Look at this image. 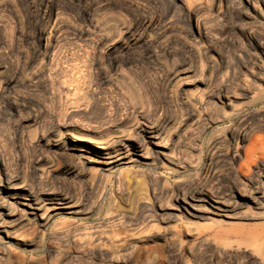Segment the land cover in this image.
I'll use <instances>...</instances> for the list:
<instances>
[{"label": "rangeland", "instance_id": "obj_1", "mask_svg": "<svg viewBox=\"0 0 264 264\" xmlns=\"http://www.w3.org/2000/svg\"><path fill=\"white\" fill-rule=\"evenodd\" d=\"M0 264H264V0H0Z\"/></svg>", "mask_w": 264, "mask_h": 264}, {"label": "bare ground", "instance_id": "obj_2", "mask_svg": "<svg viewBox=\"0 0 264 264\" xmlns=\"http://www.w3.org/2000/svg\"><path fill=\"white\" fill-rule=\"evenodd\" d=\"M50 8L51 9L48 11V14H47L48 20H51L55 14L54 9L52 7ZM140 135H141V140L126 139L122 141L120 145L117 147H112L107 144H103V146L98 147V150H96V152L98 156H100V159H101L100 162L110 164L114 162L112 160L115 158H117V160H121V159L122 161L129 160L131 162L133 161L139 162V161L146 160L145 155H143L140 152L147 150L146 148L148 145H153L154 149L158 152V154L165 156V150H162V145L159 142L155 141L159 136L158 130L156 128L147 127V126L141 127ZM118 157L120 158L118 159ZM107 161H109V163ZM258 193L260 194L261 192L259 191ZM16 198L17 199L22 198V202H20V204L27 206L30 209H33V211H35L34 214L36 213V211L40 210V206H39L40 204L32 195L25 194L22 197H20L19 194H17ZM197 198H199L198 201L200 200V201L206 202L208 207L212 209L213 212L215 213L225 212L228 208H231V206H226L220 201L213 200L212 198L205 197L203 195H199V197ZM260 198L250 197V200H252L255 203H258ZM47 200H48L47 202H50L52 200H58L57 203H54L56 204L53 206L54 209L59 208L60 206H57V205H62L64 201L63 199H51V200L47 199Z\"/></svg>", "mask_w": 264, "mask_h": 264}]
</instances>
